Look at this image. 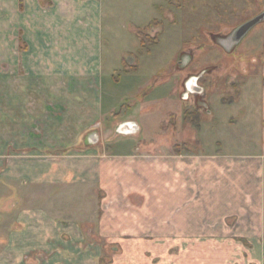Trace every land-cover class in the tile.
Listing matches in <instances>:
<instances>
[{
    "label": "crops",
    "instance_id": "1",
    "mask_svg": "<svg viewBox=\"0 0 264 264\" xmlns=\"http://www.w3.org/2000/svg\"><path fill=\"white\" fill-rule=\"evenodd\" d=\"M97 4L22 0L26 62L22 102L14 104L22 111L17 120L22 130L16 133L22 146L16 141L18 146H11L12 101L0 99V203L11 183L35 188L34 205L22 207L20 213L22 247L31 253L25 264H67L70 247L105 246L102 239L131 248L113 264H264V54L259 55L263 63L252 62L255 66L239 98L249 139L235 136L234 142L226 143L227 150L219 140V148L206 149L201 129L194 146L185 140L176 149L158 148L145 138L141 146L123 151V141L112 139L113 130L122 134L119 126L129 122L138 130L123 135L138 133V120L154 117L146 106L154 96L143 98L124 119L115 112L111 93L105 92L103 23ZM190 76L182 82L180 97ZM0 89L9 91L10 83L0 84ZM169 113L177 126L182 121L195 125L185 114L181 121L180 115ZM106 115L113 119L107 128ZM219 122L215 121L217 127ZM96 126L104 131L87 139L96 143L99 138V146L83 147L82 138ZM213 129L210 126L214 136ZM12 147L17 151L10 152ZM46 189L50 194L43 196ZM75 199L95 202L96 214L85 209L78 216L62 217L54 211ZM106 203L111 204L105 210ZM3 220L2 216L0 226L5 227ZM91 234L99 235L98 243L91 244ZM7 237H2L0 264H11Z\"/></svg>",
    "mask_w": 264,
    "mask_h": 264
},
{
    "label": "rangeland",
    "instance_id": "2",
    "mask_svg": "<svg viewBox=\"0 0 264 264\" xmlns=\"http://www.w3.org/2000/svg\"><path fill=\"white\" fill-rule=\"evenodd\" d=\"M42 1L46 5L52 3V0ZM96 1L103 23L105 92L111 93L115 112L121 114L119 118L124 119L129 115L127 111L139 107L143 98L148 96L151 100L154 96L152 102L146 105H149L147 113L154 117L146 118V122L138 120L140 125L138 133L124 136L113 130L112 139L118 138L123 141L120 145L123 151L130 147L136 148L145 141V138L154 141L158 148L176 149L177 145L182 146L185 140L188 141V146H194L195 135L201 129L203 134H206L204 137L206 149L219 148L220 146L216 144L219 140L222 142L221 148L224 147L225 150L226 143L234 142L235 136L244 140L249 139V136L244 135L242 118L246 113L243 100L239 98L247 73L255 66L252 62L263 63L259 55L264 54V22L254 27L232 52H227L214 40L220 36H228L237 26L261 13L264 10V0ZM22 49L24 50L22 0H0V84L10 83L9 91L0 89V99L9 98L12 101L10 108L12 121L9 129L11 146L14 147L18 146L16 142L22 146V139L16 137V133L22 130V122H17L20 117L22 118V111L14 105L19 104L18 100L22 102V63L26 62L22 60ZM186 55L192 59L183 66L180 63L181 58ZM248 56H251V59L245 58ZM253 56L259 57L258 62ZM203 71L206 72L199 80V84L206 88L204 93L190 92L187 101H182V96L180 97L183 90L182 82L188 74H201ZM204 100L208 101L207 109L211 114L202 106ZM129 105L132 107L129 108ZM186 111L194 112L195 115L192 117L197 115L195 118L200 125L199 122L195 125L183 122ZM169 112L181 116V125H176L175 118L171 121ZM233 118L238 120L236 124H233ZM112 120L110 115H106L103 119L104 126L110 127L113 124ZM217 120L220 121L218 127L215 124ZM238 123L239 125L235 127ZM210 126L214 127V136L210 135ZM101 131L104 130L100 126L92 128L85 138H82V146L85 148L99 146L97 142H88L87 137ZM103 139L101 144L104 142ZM115 148L119 150V147ZM13 149L15 148L12 147L10 152L17 151ZM19 149L22 151V147ZM20 153L22 156V152ZM11 184L5 188L6 197L0 203V218L4 217L3 223L9 228L8 231H11V234L7 233L5 227L0 226V253L4 249L2 237L8 236L11 246L10 263L25 264V259L30 257L31 253L24 251L26 246L22 247L20 213L22 207L34 205L35 188L28 189V186L21 182ZM48 192L49 189L43 190L42 195H47ZM49 198L47 196V199ZM77 198L80 200L81 196ZM79 200L75 199V202L69 205L59 204L54 211L63 215L62 217L67 213L72 217L78 216L85 209L91 210V213L96 211L95 202L84 204L82 199V202L78 203ZM109 204L106 203L105 210L109 209ZM15 232H20V235H14ZM90 238L91 244H96L99 235L91 234ZM101 242L105 246L70 247L69 256L65 257L71 258V261L67 259V264H113L115 261L118 262L121 256H128L131 251L130 246L121 244L118 246L119 243L112 244L105 239ZM49 255V252H45L43 256L50 257ZM43 259L47 261V258Z\"/></svg>",
    "mask_w": 264,
    "mask_h": 264
},
{
    "label": "water",
    "instance_id": "3",
    "mask_svg": "<svg viewBox=\"0 0 264 264\" xmlns=\"http://www.w3.org/2000/svg\"><path fill=\"white\" fill-rule=\"evenodd\" d=\"M262 22H264V11L237 26L228 36L217 37L214 41L221 47L225 48L227 52H232L252 31V29ZM190 59H192L191 56L189 57L186 55L184 58L182 57L180 62L182 63L181 65H187L188 63H190ZM205 72L206 71H203L201 74L192 75L186 80L184 84L185 92L182 95L183 99H188V95H190V92L199 94L204 93L205 88L201 84H199V80L201 79L202 75L205 74ZM202 106L208 108V103L204 100L202 101ZM137 130L138 129L136 127V124L129 122L121 124L118 128V131L122 134L134 133V131ZM97 139L99 140V138Z\"/></svg>",
    "mask_w": 264,
    "mask_h": 264
},
{
    "label": "trees",
    "instance_id": "4",
    "mask_svg": "<svg viewBox=\"0 0 264 264\" xmlns=\"http://www.w3.org/2000/svg\"><path fill=\"white\" fill-rule=\"evenodd\" d=\"M194 112H189V111H186L185 112V120H187V121H192V122H195V120L197 119V118H195V117H192V115H195V114H193ZM196 122H199L198 120H196ZM195 122V123H196Z\"/></svg>",
    "mask_w": 264,
    "mask_h": 264
},
{
    "label": "bare ground",
    "instance_id": "5",
    "mask_svg": "<svg viewBox=\"0 0 264 264\" xmlns=\"http://www.w3.org/2000/svg\"><path fill=\"white\" fill-rule=\"evenodd\" d=\"M264 11V10H263Z\"/></svg>",
    "mask_w": 264,
    "mask_h": 264
}]
</instances>
